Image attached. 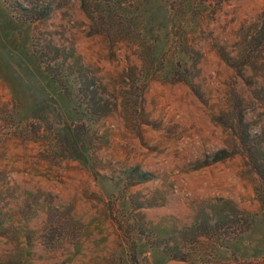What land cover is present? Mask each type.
<instances>
[{
    "label": "rangeland",
    "instance_id": "rangeland-1",
    "mask_svg": "<svg viewBox=\"0 0 264 264\" xmlns=\"http://www.w3.org/2000/svg\"><path fill=\"white\" fill-rule=\"evenodd\" d=\"M0 264H264V0H0Z\"/></svg>",
    "mask_w": 264,
    "mask_h": 264
}]
</instances>
